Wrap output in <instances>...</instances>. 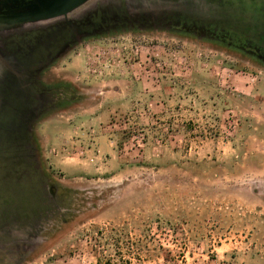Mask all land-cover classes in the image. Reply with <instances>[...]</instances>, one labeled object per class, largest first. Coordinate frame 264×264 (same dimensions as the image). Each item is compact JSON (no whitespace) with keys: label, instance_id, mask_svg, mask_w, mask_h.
Segmentation results:
<instances>
[{"label":"rangeland","instance_id":"1","mask_svg":"<svg viewBox=\"0 0 264 264\" xmlns=\"http://www.w3.org/2000/svg\"><path fill=\"white\" fill-rule=\"evenodd\" d=\"M37 11L0 0V264H264V0Z\"/></svg>","mask_w":264,"mask_h":264},{"label":"water","instance_id":"2","mask_svg":"<svg viewBox=\"0 0 264 264\" xmlns=\"http://www.w3.org/2000/svg\"><path fill=\"white\" fill-rule=\"evenodd\" d=\"M38 11L28 14L31 20L53 19L65 15L83 5L87 0H31Z\"/></svg>","mask_w":264,"mask_h":264},{"label":"trees","instance_id":"3","mask_svg":"<svg viewBox=\"0 0 264 264\" xmlns=\"http://www.w3.org/2000/svg\"><path fill=\"white\" fill-rule=\"evenodd\" d=\"M118 249V248H117ZM95 264H130L128 260L119 256L117 259L107 258V259H97Z\"/></svg>","mask_w":264,"mask_h":264},{"label":"flooded vegetation","instance_id":"4","mask_svg":"<svg viewBox=\"0 0 264 264\" xmlns=\"http://www.w3.org/2000/svg\"><path fill=\"white\" fill-rule=\"evenodd\" d=\"M25 1H31V0H25Z\"/></svg>","mask_w":264,"mask_h":264}]
</instances>
